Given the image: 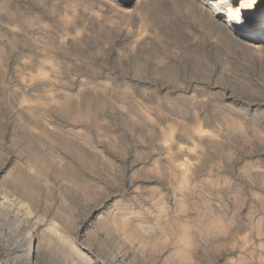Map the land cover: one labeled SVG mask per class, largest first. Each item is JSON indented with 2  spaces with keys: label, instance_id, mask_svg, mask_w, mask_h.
<instances>
[{
  "label": "rangeland",
  "instance_id": "1",
  "mask_svg": "<svg viewBox=\"0 0 264 264\" xmlns=\"http://www.w3.org/2000/svg\"><path fill=\"white\" fill-rule=\"evenodd\" d=\"M171 1L0 0V264H264V11Z\"/></svg>",
  "mask_w": 264,
  "mask_h": 264
},
{
  "label": "bare ground",
  "instance_id": "2",
  "mask_svg": "<svg viewBox=\"0 0 264 264\" xmlns=\"http://www.w3.org/2000/svg\"><path fill=\"white\" fill-rule=\"evenodd\" d=\"M161 1H163V0H161ZM175 1V0H174ZM182 1V0H181ZM180 0H179V2H181ZM189 1V0H188ZM187 1V2H188ZM191 2H193V1H195L196 2V0H190ZM227 2V0H216V1H212V0H200L199 2H201V4H203L204 5V9L205 10H208L207 12H210L211 14H213V15H216L217 16V19L218 20H220V22L222 23V24H220V22H219V24L220 25H222L223 26V29H226L228 32H230V34L232 35L233 33H234V35H237L238 37H240V39L242 38V39H244V40H246L249 44V46H250V44H252L253 46H258V44L259 43H263V39H261L260 37H258V36H256V35H251V32L254 30V28H255V26L257 25V23H258V21L260 20V18H261V16H262V13H263V11H264V0H240V4H238V6H237V3H236V1L237 0H228V3L230 2L231 4H230V6L227 8V7H224L225 6V4H224V2ZM165 2V1H164ZM172 3H174L173 2V0L171 1ZM171 2H169V3H171ZM178 2V1H177ZM178 2V3H179ZM183 2V4H184V0L182 1ZM169 3H167V4H169ZM190 3V2H189ZM179 4H181L182 5V3H179ZM178 4V5H179ZM197 4H198V2H197ZM223 4H224V6H223ZM140 5V4H139ZM188 5H190V4H188ZM192 5V4H191ZM199 5H200V3H199ZM193 6H195L194 4H193ZM227 6V5H226ZM173 7H174V5H173ZM184 7H185V5L183 6V10H185V9H187V5H186V8L184 9ZM198 7V6H197ZM170 8V7H169ZM175 8H180V6L178 7H176L175 6ZM198 8H200L201 9V6H199ZM207 8V9H206ZM193 9L195 10L196 8L195 7H193ZM202 9H203V6H202ZM188 10V9H187ZM189 10H190V7H189ZM188 10V11H189ZM222 10L223 11H225L226 12V15H224L223 14V12H222ZM176 11V10H175ZM174 11V12H175ZM178 11H179V9H178ZM181 12H184V11H182V10H180ZM196 11V10H195ZM200 11V10H199ZM202 11V10H201ZM170 12H171V10H170ZM173 12V13H174ZM181 12H179V13H181ZM203 12V11H202ZM172 13V12H171ZM172 13V14H173ZM185 14H186V12H184ZM197 13V12H196ZM200 13V12H199ZM209 13V14H210ZM172 14H169V15H172ZM190 14H192V13H190ZM205 14H206V11H205ZM208 14V15H209ZM181 15H183V14H181ZM193 15V14H192ZM198 15V14H197ZM207 15V16H208ZM231 15H233L234 17H233V19L231 20V19H229V16H231ZM187 16H190V15H187ZM194 16V15H193ZM203 16H206V15H203ZM210 16V15H209ZM191 17V16H190ZM195 17H196V15H195ZM183 18L185 19V17L183 16ZM191 18H193V17H191ZM206 18V17H205ZM208 18V17H207ZM206 18V19H207ZM264 18V17H263ZM173 19V18H172ZM171 19V20H172ZM181 19H182V16H181ZM196 19H198V17L196 18ZM215 19H216V17H215ZM214 20V19H213ZM175 21V20H174ZM194 21V20H193ZM198 21V20H197ZM200 21V20H199ZM205 21V20H204ZM203 21V22H204ZM208 21H209V19H208ZM195 22V21H194ZM172 23V22H171ZM193 23V22H192ZM199 24H200V22H198ZM215 23V22H214ZM174 24V23H173ZM206 24H209V23H207V21H206ZM218 24V23H217ZM175 25V24H174ZM197 24H195V26H196ZM210 25H212V24H210ZM214 25V24H213ZM219 25V26H220ZM199 26H203L202 24L201 25H199ZM208 26V25H207ZM200 27V28H201ZM204 27H205V25H204ZM209 27V26H208ZM203 28V27H202ZM204 29V28H203ZM216 29V28H215ZM217 29H218V27H217ZM222 29V28H221ZM220 29V30H221ZM205 30V29H204ZM208 30V29H207ZM207 30H206V32H207ZM219 30V29H218ZM210 31H214V30H210ZM216 31V30H215ZM214 31V32H215ZM223 32H225V31H222V33ZM211 33V32H210ZM210 33H208V34H210ZM219 33H221L220 31H219ZM221 33V34H222ZM212 34V33H211ZM218 33H217V31H216V34H214V36L215 35H217ZM221 34H218V35H221ZM224 34V33H223ZM222 34V35H223ZM229 33H228V36L230 35ZM226 35H227V33H226ZM230 35V36H231ZM214 36H212V37H214ZM229 36V37H230ZM220 37V36H219ZM215 38V37H214ZM216 38H217V36H216ZM220 38H222V37H220ZM225 38H226V36H225ZM231 38V37H230ZM237 39H239V38H237ZM237 39H235V36H234V40L233 41H235V40H237ZM218 40H219V38H218ZM231 40V39H230ZM215 41V40H214ZM222 41H224V38L222 39ZM226 42H231V41H229V39H227V40H225ZM233 41H232V43H233ZM238 41H240V40H237L236 41V43H239ZM243 41V40H242ZM246 41H244V42H246ZM216 42V41H215ZM247 42H246V44H247ZM218 43V42H217ZM223 42H221V44H222ZM236 43H234V47H235V44ZM225 44H227V43H225ZM229 44V43H228ZM231 44V43H230ZM242 44H243V42H242ZM241 44V45H242ZM206 45H208V44H206ZM205 45V46H206ZM215 45V44H214ZM213 45V46H214ZM217 45V44H216ZM215 45V46H216ZM239 45V44H238ZM237 45V46H238ZM245 44H243V46H244ZM215 46H214V50H215ZM225 46V45H224ZM227 46V45H226ZM249 46H245V47H249ZM252 46V47H253ZM217 47V46H216ZM223 47V46H222ZM222 47H220V48H218V50L219 49H221ZM229 47V46H228ZM231 47H233V45L231 44ZM233 47V48H234ZM251 47V46H250ZM249 47V48H250ZM259 47V46H258ZM260 47H261V45H260ZM199 48V47H198ZM201 48V47H200ZM212 48V47H211ZM223 48H226V47H223ZM230 48V47H229ZM249 48H248V50H249ZM261 48H263V47H261ZM208 49V48H207ZM213 49V48H212ZM244 49V48H243ZM247 49V48H246ZM256 50L257 48L255 47V48H251V50ZM223 50V49H222ZM226 50V49H225ZM228 50H230V49H228ZM252 50V51H253ZM261 50H263V49H261ZM260 50V48H258V51L260 52L261 51ZM202 51V50H201ZM204 51V50H203ZM208 51H209V49H208ZM213 51V50H212ZM216 51H217V49H216ZM233 52H234V50H232ZM252 51H250V52H252ZM205 52H206V50H205ZM210 52H211V49H210ZM217 52H219V54L221 53V51L219 50V51H217ZM225 52V51H224ZM259 52H258V54H259ZM207 53V52H206ZM228 53H230L229 51H227V54ZM253 53V52H252ZM255 53V52H254ZM260 53H264V52H260ZM208 54H209V52H208ZM211 54H213V53H211ZM214 54H216V53H214ZM218 54V53H217ZM216 54V55H217ZM222 54V53H221ZM231 54V53H230ZM230 54H228V55H230ZM237 54V53H236ZM223 55H225L226 56V54L225 53H223ZM227 55V56H228ZM218 56V55H217ZM216 56V57H217ZM212 57H214L213 55H212ZM216 57H214V59H216ZM221 56H219V58H220ZM217 59H218V57H217ZM220 59H222V58H220ZM223 60V59H222ZM224 60H226V58L224 59ZM5 199H6V197H3L2 195H0V235L1 236H3V237H5V239L7 238V240L9 239L10 241H11V239H13V232H12V230H10V228H7L6 227V225H5V218H4V215L2 214V210L4 211L5 209V207L6 206H8V205H6V201H5ZM10 202V201H9ZM14 205V204H13ZM7 209V208H6ZM6 211V210H5ZM7 214H8V212H7ZM122 220H120L119 222H121ZM116 223V222H115ZM122 223H124V221L122 222ZM117 225H121L120 223H118ZM124 226H126V224L124 225ZM121 227V226H120ZM143 227H145V226H143ZM12 228V227H11ZM51 228V227H50ZM123 228H125V230L128 228H126V227H123ZM130 228V227H129ZM138 228V227H137ZM130 229H132V228H130ZM130 229H127V230H130ZM135 230H137L136 228H134ZM142 229V228H141ZM56 230V229H55ZM50 231H52V230H50ZM133 230H131V232H132ZM142 231V230H141ZM140 231V232H141ZM144 231V230H143ZM55 232V231H54ZM127 232V231H126ZM125 232V233H126ZM130 232V231H129ZM129 232H128V235H129ZM130 232V233H131ZM137 232V231H136ZM136 232H134V233H136ZM145 232V231H144ZM39 233V232H38ZM137 233H139V232H137ZM143 233V232H142ZM141 233V234H142ZM32 234V233H31ZM140 234V233H139ZM140 234V235H141ZM39 235H41V238H42V234L40 233ZM126 235V234H125ZM131 235H132V233H131ZM131 235H129L130 237H135V236H131ZM137 236V235H136ZM142 236V235H141ZM21 237V236H20ZM38 237H40V236H38ZM128 238V239H132V238ZM138 237V239H141V238H139L140 236H137ZM136 237V238H137ZM16 238H19L18 237V235L16 236ZM23 238V237H22ZM25 238V237H24ZM4 239V238H3ZM38 239V238H37ZM137 239V240H138ZM22 240V239H21ZM26 242H27V239H24ZM31 242L30 243H28L26 246H25V244H18V245H16L17 247H16V250H18V251H21V250H23V251H27L28 253L30 252V253H32L33 252V254H34V257H38L39 256V242H37V244L36 243H34L33 244V240H34V238L33 237H31ZM136 240V241H137ZM14 241H15V239H14ZM19 241V240H18ZM42 241V240H41ZM133 241V240H132ZM16 242V241H15ZM14 242V244H16ZM10 243V242H9ZM42 243V242H41ZM30 244V245H29ZM13 245V244H12ZM13 247V246H12ZM43 246L41 245V248H42ZM44 248V247H43ZM43 248H42V250H43ZM15 249V248H14ZM76 250V249H75ZM12 251V250H11ZM17 251V252H18ZM77 251H79V252H82V251H80V250H77ZM90 252V251H89ZM93 252V251H92ZM96 253V252H95ZM13 254V253H12ZM27 254V253H26ZM43 254V253H42ZM46 254V253H45ZM82 254H84L83 252H82ZM92 254H94V252L92 253ZM99 254V253H98ZM17 255V254H16ZM97 255V254H96ZM19 256V255H18ZM27 256V255H26ZM28 256H29V254H28ZM86 256V255H85ZM98 256V255H97ZM101 256V255H100ZM118 256V255H117ZM106 257H108V256H106ZM106 257L105 258H103V259H106ZM120 257V256H119ZM20 258V257H19ZM32 258V257H31ZM100 258V257H99ZM113 258H115V257H112V259ZM125 258H127V257H125ZM36 259V258H35ZM109 258H107V260H108ZM111 259V260H112ZM117 259H118V257H117ZM34 260V259H33ZM119 260V259H118ZM106 261V260H105ZM105 261H104V263H105ZM113 261V260H112ZM40 262V261H39ZM106 262H108V261H106ZM122 262V261H121ZM34 263V262H33ZM37 263V262H36ZM124 263V262H123ZM2 264V263H1ZM100 264H102V261H101V263ZM108 264V263H107ZM109 264H114V262H109ZM118 264V263H117ZM128 264V263H127Z\"/></svg>",
  "mask_w": 264,
  "mask_h": 264
}]
</instances>
